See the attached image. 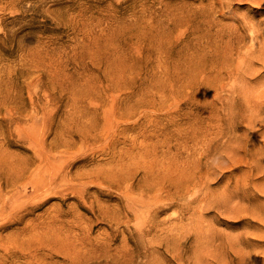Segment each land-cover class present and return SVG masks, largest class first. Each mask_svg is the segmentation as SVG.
Listing matches in <instances>:
<instances>
[{"label":"rangeland","instance_id":"374dc122","mask_svg":"<svg viewBox=\"0 0 264 264\" xmlns=\"http://www.w3.org/2000/svg\"><path fill=\"white\" fill-rule=\"evenodd\" d=\"M0 264H264V0H0Z\"/></svg>","mask_w":264,"mask_h":264}]
</instances>
